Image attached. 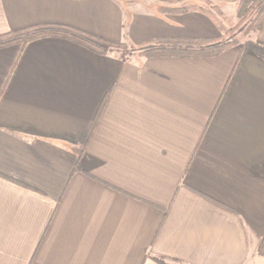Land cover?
Masks as SVG:
<instances>
[{
  "label": "crops",
  "instance_id": "1",
  "mask_svg": "<svg viewBox=\"0 0 264 264\" xmlns=\"http://www.w3.org/2000/svg\"><path fill=\"white\" fill-rule=\"evenodd\" d=\"M212 1L233 17L251 2ZM161 5L0 0V34L44 23L127 43L220 34L202 12ZM153 255L264 264V19L209 58L124 61L60 37L0 48V264Z\"/></svg>",
  "mask_w": 264,
  "mask_h": 264
},
{
  "label": "trees",
  "instance_id": "2",
  "mask_svg": "<svg viewBox=\"0 0 264 264\" xmlns=\"http://www.w3.org/2000/svg\"><path fill=\"white\" fill-rule=\"evenodd\" d=\"M203 1L208 7L200 3H191L177 7H161V9L174 12L197 10L204 13L219 30L220 34L216 37H156L142 42L127 43L106 40L69 25L44 23L1 33L0 48L12 44L25 45L30 41L40 38L60 37L72 40L98 53L117 52V56L124 61L132 56L146 58L164 56L209 58L216 56L231 46L238 45L241 39L247 37L251 31L257 30L264 19V0H251L237 20L224 14L218 3L212 0ZM238 29L241 30L238 34H231L234 30L238 31ZM106 100L107 95L101 100L90 126L81 136L80 145L75 148L79 157L82 155L83 149L95 127ZM76 168H78V162L76 163ZM151 258L158 264H185L179 259L163 255H153Z\"/></svg>",
  "mask_w": 264,
  "mask_h": 264
},
{
  "label": "rangeland",
  "instance_id": "3",
  "mask_svg": "<svg viewBox=\"0 0 264 264\" xmlns=\"http://www.w3.org/2000/svg\"><path fill=\"white\" fill-rule=\"evenodd\" d=\"M162 1V5L160 6L161 7H177V6H184V5H188V4H191V3H200V4H203L204 6H207V4H205V2L203 0H161ZM249 5V4H248ZM247 5V6H248ZM221 10L224 12V14H226L227 16L231 17L232 19L234 20H237L240 16L237 17V15L235 17L233 16H230V14H228V12H226V9L221 6V5H218ZM246 6V7H247ZM245 7V8H246ZM244 9V8H243ZM240 10L241 12L243 11ZM241 12H239V14L241 15ZM241 30L238 29V31H233L231 34L234 35V34H238V32H240ZM239 36V35H238ZM244 39V38H243ZM242 40V39H241ZM126 45H129V44H126ZM115 54H117V52H114Z\"/></svg>",
  "mask_w": 264,
  "mask_h": 264
}]
</instances>
